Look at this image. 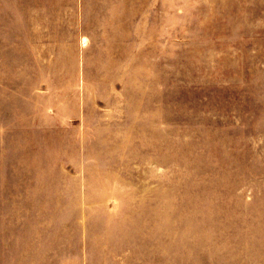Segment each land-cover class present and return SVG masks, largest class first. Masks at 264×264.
<instances>
[{"label":"rangeland","instance_id":"374dc122","mask_svg":"<svg viewBox=\"0 0 264 264\" xmlns=\"http://www.w3.org/2000/svg\"><path fill=\"white\" fill-rule=\"evenodd\" d=\"M0 251L264 264V0H0Z\"/></svg>","mask_w":264,"mask_h":264},{"label":"crops","instance_id":"0c3cea01","mask_svg":"<svg viewBox=\"0 0 264 264\" xmlns=\"http://www.w3.org/2000/svg\"><path fill=\"white\" fill-rule=\"evenodd\" d=\"M3 261V255H2V252L0 251V263H2ZM11 263H12V260H11Z\"/></svg>","mask_w":264,"mask_h":264}]
</instances>
